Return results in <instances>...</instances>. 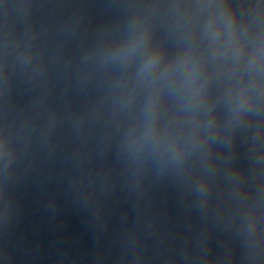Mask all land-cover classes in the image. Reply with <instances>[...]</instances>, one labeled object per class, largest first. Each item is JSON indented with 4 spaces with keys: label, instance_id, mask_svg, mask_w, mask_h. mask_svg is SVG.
I'll return each instance as SVG.
<instances>
[{
    "label": "water",
    "instance_id": "water-1",
    "mask_svg": "<svg viewBox=\"0 0 264 264\" xmlns=\"http://www.w3.org/2000/svg\"><path fill=\"white\" fill-rule=\"evenodd\" d=\"M0 264H264V0H0Z\"/></svg>",
    "mask_w": 264,
    "mask_h": 264
}]
</instances>
